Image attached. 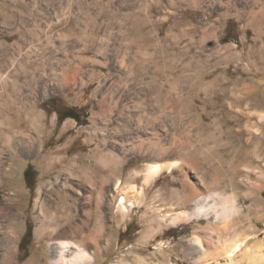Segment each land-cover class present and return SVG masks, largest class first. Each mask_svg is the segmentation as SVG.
<instances>
[{
  "label": "rangeland",
  "instance_id": "obj_1",
  "mask_svg": "<svg viewBox=\"0 0 264 264\" xmlns=\"http://www.w3.org/2000/svg\"><path fill=\"white\" fill-rule=\"evenodd\" d=\"M25 1L16 33L0 34V121L12 118L10 130L0 127V155L10 159L5 135L22 133L42 154L9 160L13 177L0 199L8 194L14 222L0 215V264L10 250L12 264H51L52 247L36 235L38 193L55 198L56 174L72 165L75 174L88 171L99 147L120 160L97 223L101 247L91 246L96 264H194L184 241L210 221L178 222L195 198L178 169L148 182L156 163L204 167L206 176L189 172L200 193L235 195L240 231L255 232L251 244L264 242V0ZM11 3L10 17L23 5L0 0V17ZM60 104L81 111L80 121L58 120ZM129 127L141 130L144 149L123 150L116 132ZM118 182L141 197L124 202ZM263 255L256 249L252 264H264Z\"/></svg>",
  "mask_w": 264,
  "mask_h": 264
},
{
  "label": "bare ground",
  "instance_id": "obj_2",
  "mask_svg": "<svg viewBox=\"0 0 264 264\" xmlns=\"http://www.w3.org/2000/svg\"><path fill=\"white\" fill-rule=\"evenodd\" d=\"M57 65L60 68L63 64ZM11 122V117L4 118L0 121V127L10 130ZM126 130H128L126 132L127 135L120 134ZM132 130L129 127L125 128V131L116 132L122 138L121 147L124 151L129 145L135 150H142L146 146L141 130H138L140 133H135ZM109 137V134L102 131L99 137L97 135V140L100 144H104L109 140ZM4 139L11 154L10 159L0 155V185L7 186L9 180L13 177V169L9 160H15L21 151L29 153L34 151L38 156H41L42 151L39 149L34 137L23 133L13 136L6 134ZM147 143L149 144L148 147H152L153 150L156 148L157 143L152 139ZM99 148V152L95 157L97 163L88 171L84 170L79 172V174H75L72 170L74 165H72L67 172L60 171L56 174L54 184H56L58 190H52L50 195L55 196V198L43 199L42 193H38L35 202L37 213L35 220L38 222L36 235L39 239H46L52 247L53 258L51 264H96L91 246L95 249L101 247L99 246L101 235L97 230V223L102 225L104 218L102 213L107 192L112 179L117 174V165L120 160L114 151ZM1 149H3L2 146H0ZM156 153L157 157H162L163 155L160 149H157ZM53 159L56 160L54 162H57L56 158ZM53 159H50V164H55L51 162ZM165 169L168 171L178 169L184 185L190 189L191 196L195 198L192 213L178 215V222L185 219V217L210 221L208 227L195 231L190 239L184 241L185 252L192 262L194 264H252L255 250L261 251L264 247V242L251 244V241L256 238L255 232L248 229L240 231L241 222L236 223V220L242 214V208L239 206L237 197L233 194L225 195L212 190L202 195L197 183L189 175V172L193 171L194 174L196 173V178L206 176L208 172L204 167L190 161L187 164L184 162H173L169 165L150 164L147 172V181L152 182ZM215 180L213 178L212 183H215ZM117 186L124 202H127L129 197L136 198L142 194L136 188L132 187L133 189H131L129 187L130 189H128V187H122L123 183L120 182H118ZM8 201V194L5 193L0 199V215L6 217L11 225L14 222V216L7 213L10 205ZM184 202L186 204L188 201ZM78 209L83 212V215L79 216L77 214ZM95 214H99V216L97 215V218L94 219ZM216 235L218 240L215 242L214 237ZM4 238L15 242L18 240V235L14 232H8ZM8 243L9 241H6L4 245L7 246ZM13 260L14 254L11 250L2 258L3 264H12Z\"/></svg>",
  "mask_w": 264,
  "mask_h": 264
},
{
  "label": "crops",
  "instance_id": "obj_3",
  "mask_svg": "<svg viewBox=\"0 0 264 264\" xmlns=\"http://www.w3.org/2000/svg\"><path fill=\"white\" fill-rule=\"evenodd\" d=\"M47 1V0H45ZM21 2L23 3L20 11L16 12L15 10H10L11 13L13 14L11 17L9 16V6H14L15 4L11 3V5H3V16L0 17V34L4 35H8V34H15L16 33V24L20 23L21 18L23 17L24 12L26 11V1L25 0H21ZM29 5V4H28ZM31 6V5H29ZM0 8H2L1 4H0ZM22 10V11H21ZM2 11V10H0ZM1 14V15H2ZM11 23H14V28L12 27ZM24 23V22H23ZM21 27H23V24L21 25ZM20 27V29L22 30V28ZM105 27V25H104ZM110 29V26H109ZM6 33V34H5ZM5 46H3L1 49L4 50Z\"/></svg>",
  "mask_w": 264,
  "mask_h": 264
},
{
  "label": "flooded vegetation",
  "instance_id": "obj_4",
  "mask_svg": "<svg viewBox=\"0 0 264 264\" xmlns=\"http://www.w3.org/2000/svg\"><path fill=\"white\" fill-rule=\"evenodd\" d=\"M58 111H57V116L58 120L61 119L62 121H66L68 119H72L75 121H80L82 118L81 116V111L76 110L74 108H70L68 106H64L62 104L58 105Z\"/></svg>",
  "mask_w": 264,
  "mask_h": 264
},
{
  "label": "trees",
  "instance_id": "obj_5",
  "mask_svg": "<svg viewBox=\"0 0 264 264\" xmlns=\"http://www.w3.org/2000/svg\"><path fill=\"white\" fill-rule=\"evenodd\" d=\"M30 172H31V168L29 167V168H27V170L25 171V174H24L25 175V178L27 180H30V176H31ZM30 235H31V233L29 231L28 234H27V237H30Z\"/></svg>",
  "mask_w": 264,
  "mask_h": 264
}]
</instances>
